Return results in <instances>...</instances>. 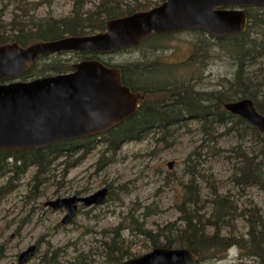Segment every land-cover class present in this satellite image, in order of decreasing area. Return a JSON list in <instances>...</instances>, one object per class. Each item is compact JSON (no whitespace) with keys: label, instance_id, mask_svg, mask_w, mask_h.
I'll use <instances>...</instances> for the list:
<instances>
[{"label":"rangeland","instance_id":"374dc122","mask_svg":"<svg viewBox=\"0 0 264 264\" xmlns=\"http://www.w3.org/2000/svg\"><path fill=\"white\" fill-rule=\"evenodd\" d=\"M74 1L0 0V22L10 23L17 17L25 20L33 17L39 21L60 19L71 14ZM99 1L84 0L83 9L94 10ZM123 2L126 7L137 8L153 7L161 0ZM251 15L246 31L250 39H258L264 35V9H254ZM159 36L138 51L99 53L97 57L111 65L137 60L161 64V76L171 85L168 93L191 90L190 87L183 89L187 83H191L196 92H237V49L230 42L221 41L204 29ZM196 46L203 51L196 54ZM78 55L77 51H69L46 56L37 63L38 75L31 80L47 77L39 75L41 69L56 60L68 66L73 65L72 61L76 64L81 61ZM198 58L201 59L197 62ZM246 63L250 75L242 74L254 83L248 89L264 104V58L255 60V64L251 60ZM240 96L237 99L243 98ZM215 127L218 135L205 134L210 130L191 119L173 135L160 136L163 137L160 141L159 136L146 133L140 140L122 142L118 153L109 152L105 157L102 152L106 145L97 139L71 160L65 157L54 160L47 172L36 166L29 167L20 180L13 181L10 191L4 189L14 172L1 175L0 264H18V257L32 246H36L35 256L26 264H43L45 256L52 259L54 253L57 255L53 259H60L58 264H113L108 261V253L129 249L135 255L131 258L149 253L153 249L149 233L160 236L161 230L174 222L182 229L185 227L179 220L178 207L184 200L182 184L189 180L186 165L190 157L202 162L204 178L199 179L198 185L203 201L200 206L207 217L213 209L211 192L218 188L219 193L232 197L240 211L252 203L264 219V190L242 188L234 179L237 169L242 167L237 151H250L256 146L254 134L240 127L238 130L243 136L239 139L237 124L230 133L223 130L224 126ZM195 152L197 154L193 155ZM104 187L109 188L105 202L89 207L80 203L77 216L68 225L62 224L66 210H53L45 205L60 198L89 196ZM245 219L241 216L234 221L235 232L244 239L249 231ZM115 229L121 238V245L117 241L121 250L110 247ZM212 231L213 228H209V232ZM164 234L172 236L170 232ZM223 234L228 235V230L224 229ZM164 240L161 237L156 243ZM240 258L238 248L231 246L225 257L204 259L199 264H237ZM246 263L259 264L255 258Z\"/></svg>","mask_w":264,"mask_h":264},{"label":"trees","instance_id":"16d2710c","mask_svg":"<svg viewBox=\"0 0 264 264\" xmlns=\"http://www.w3.org/2000/svg\"><path fill=\"white\" fill-rule=\"evenodd\" d=\"M74 2L71 14L60 19L39 21L33 17L26 20L17 17L10 23L0 22V45L17 42L21 46H28L36 42L57 40L66 36L90 35L104 31L107 22L112 19L151 8L148 6L126 7L127 5L124 4L123 0H100L94 10L85 11L83 9L84 0H75ZM254 9L264 8H247L249 19L252 18L251 14ZM246 30L219 37V40L228 41L234 49H237L238 70L236 82L238 89L234 93H230V90L219 93L196 92L191 83H187L183 88L190 87L191 90L186 89L168 93L171 91L169 88L171 85L163 82L161 64L157 62L151 64L137 60L133 63L111 65L99 59L97 53L78 52L81 60L98 59L106 65L119 67L123 83L129 86L132 91L141 95L140 107L134 115L99 136L106 145L105 150L102 152L103 157L109 152L118 153L122 142L140 140L146 133L147 135L153 133L159 136L160 141L163 138L160 136L173 135L180 127L186 126L187 121L191 119L198 122L201 127L209 129V132L205 131L204 133L212 136L218 135L219 132L215 126H224L225 129L223 130H227L230 133L234 131L237 124V138L240 139L243 136V132L238 129L246 127L254 134L256 146H253L250 151L249 149L237 151L242 167L237 169L236 177H234L235 184L242 188L259 187L264 190V133L250 125L242 117L235 116L223 108L226 102L236 100L242 95L243 98H251L257 110L264 115L263 102L257 98V95L249 91L245 85L249 79L244 78V74L250 75L246 71V68H248L246 60H251L255 64V60L264 58V35L258 37V39H250L249 32ZM159 37V35H153L144 39L138 46L124 48L122 51H138L148 42ZM202 51L201 47H195L196 54ZM45 57L43 56L35 64L31 65L20 78L22 80H30L38 75L36 65ZM199 59L201 58H198L197 62ZM71 63L74 64L73 61ZM70 70H73V65L68 66V64L56 60L52 64L43 67L39 75L45 76ZM206 98L207 104L204 105L201 101ZM95 141H97V136L58 142L44 148L13 151L1 149L0 176L8 172H14V176L9 178L8 186L4 190H12L13 181L20 180L29 167L36 166L41 171L47 172L49 164L56 162L54 160L62 157H65V160H71ZM82 152L84 153V151ZM196 154L197 152L193 155ZM75 161L78 162L79 159H75ZM187 162L186 174H188L189 180L182 184V199L184 200L181 206L178 207V210L181 211L179 220L183 221L185 227L182 229L180 226H176L174 222L161 230L162 234L170 232L172 236L168 234L159 236L149 233L150 237L153 238L152 246L188 248L198 257L199 262L204 259L223 258L228 248L236 246L241 257L240 262L237 264H247V260H253L254 258L257 259L259 264H264L263 217L255 210L252 203L246 204L240 211L238 204L237 208L235 207V201L232 197L219 193L216 191L218 188L211 192L214 196V198L210 197L213 209L207 217L200 206L203 201L202 191L200 185H198L199 179L204 178L202 162L198 163L192 157ZM73 166L74 163H72ZM0 190L2 191L3 188L1 187ZM241 216L246 217L245 221L249 229L246 239L241 238L242 236L237 235L235 232L234 221ZM209 228H213L214 231L209 232ZM224 229L228 230V235L223 234ZM161 237L165 238L164 242L157 244L156 242ZM117 241L121 245L119 232L115 229L110 247L121 250ZM56 255L57 253L51 254L52 259H48V256H45L43 264H58L60 259H53ZM133 255L128 249L121 250L118 253H108L107 258L110 263L121 264L125 259L133 257Z\"/></svg>","mask_w":264,"mask_h":264},{"label":"water","instance_id":"95a60500","mask_svg":"<svg viewBox=\"0 0 264 264\" xmlns=\"http://www.w3.org/2000/svg\"><path fill=\"white\" fill-rule=\"evenodd\" d=\"M264 7V0H165L147 11L108 21L106 30L87 36H70L38 42L27 47L18 43L0 46V149L45 147L53 143L102 133L138 110L139 95L123 84L120 69L99 60H83L70 73L29 81L18 80L42 55L64 50L107 52L138 45L153 34L195 27L215 36L243 31L247 24L245 7ZM4 79L11 82L4 83ZM225 108L246 118L264 132V116L252 99L231 101ZM172 165L171 163L169 164ZM106 189L89 197L51 201L65 207L64 223L75 216L77 201L99 204ZM36 246L19 256L25 264ZM121 264H197L186 248L157 247Z\"/></svg>","mask_w":264,"mask_h":264},{"label":"bare ground","instance_id":"6f19581e","mask_svg":"<svg viewBox=\"0 0 264 264\" xmlns=\"http://www.w3.org/2000/svg\"><path fill=\"white\" fill-rule=\"evenodd\" d=\"M163 82H165L166 84L169 83L168 80H163ZM245 85H246L247 87L251 88L252 86H254V83H252V81L249 80L248 83H246ZM199 92H202V91H199ZM201 102H203V104L206 105V104H207V98H206V99H203V101H201ZM43 263H44V262H43Z\"/></svg>","mask_w":264,"mask_h":264}]
</instances>
